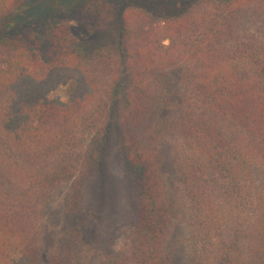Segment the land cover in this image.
<instances>
[{
    "label": "trees",
    "instance_id": "trees-1",
    "mask_svg": "<svg viewBox=\"0 0 264 264\" xmlns=\"http://www.w3.org/2000/svg\"><path fill=\"white\" fill-rule=\"evenodd\" d=\"M39 1L42 17L48 6L80 2ZM34 2L0 0V252L13 246V264H44L46 212L57 190L75 181L70 222L48 264H78L86 187L104 171L115 138L135 178L138 215L124 245L100 264H172L175 220L189 225L190 264H264V188L254 171L264 166V0H194L166 18L131 6L116 44L94 53L80 31L56 25L49 63L35 35H11L32 21L20 14ZM171 69L181 70L184 95L162 117L156 78ZM65 83L68 100L51 98ZM159 140L175 148L173 199Z\"/></svg>",
    "mask_w": 264,
    "mask_h": 264
},
{
    "label": "rangeland",
    "instance_id": "rangeland-1",
    "mask_svg": "<svg viewBox=\"0 0 264 264\" xmlns=\"http://www.w3.org/2000/svg\"><path fill=\"white\" fill-rule=\"evenodd\" d=\"M194 0H80L73 9H51L41 16L46 6L35 0L21 9L20 16L29 15L30 22L19 23L13 36L30 38L35 35L34 45L45 63L51 61L52 41L49 32L56 25L71 26L83 34L91 52L108 50L116 44L115 35L121 24L123 11L128 7H139L161 18L175 16L187 9ZM34 4V5H33ZM35 8V5H37ZM40 4V5H39ZM34 7L33 9L30 7ZM85 6L76 11L77 7ZM90 8V9H89ZM95 8L98 12H94ZM50 16V17H49ZM82 23H79V21ZM161 89V116H169L183 100L181 70L171 69L156 78ZM71 83H65L51 93V98L67 101ZM157 152L165 182L167 195L175 198L180 182L179 168L175 161V148L170 140H159ZM102 173L92 176L86 187V217L83 229V248L78 264H100L107 256L120 249L127 234L132 229L138 215V191L135 178L128 174L122 161V154L117 140L113 138L106 151ZM255 176L264 188V166L256 164ZM76 182L71 181L57 190L46 212L43 233L40 241L44 264L57 245L61 232L70 222L69 212ZM190 228L186 222L175 220L169 232V246L172 264H190ZM17 250L12 246L7 253L0 252V264H13Z\"/></svg>",
    "mask_w": 264,
    "mask_h": 264
}]
</instances>
